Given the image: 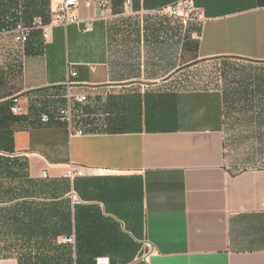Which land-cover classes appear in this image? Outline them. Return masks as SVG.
<instances>
[{
	"label": "crops",
	"instance_id": "obj_1",
	"mask_svg": "<svg viewBox=\"0 0 264 264\" xmlns=\"http://www.w3.org/2000/svg\"><path fill=\"white\" fill-rule=\"evenodd\" d=\"M172 1L92 0L87 7L79 0V23L50 27L46 42L39 29L25 45L0 38V157L18 159L8 171L0 165V264H40L38 257L55 264L72 256L56 232V201L71 206L74 197L138 242L130 264H264V167L228 165L226 113L233 111L226 92L178 85L186 55L264 71V6L205 16L186 30L155 12ZM17 4L24 23V12L26 23H49L51 0ZM192 31L202 39H192ZM250 77L243 97H258L242 112L264 114V77L255 89L257 77ZM79 95L86 100L75 101ZM68 96L72 108L115 99L112 118L124 116V129L73 126L83 133L72 134L56 114ZM13 97L23 107L18 114L9 109ZM91 105L97 116L111 117ZM44 112L47 123L40 121ZM8 133L11 153L2 141ZM74 165L82 175H71ZM109 256L95 258L111 264Z\"/></svg>",
	"mask_w": 264,
	"mask_h": 264
},
{
	"label": "trees",
	"instance_id": "obj_2",
	"mask_svg": "<svg viewBox=\"0 0 264 264\" xmlns=\"http://www.w3.org/2000/svg\"><path fill=\"white\" fill-rule=\"evenodd\" d=\"M194 2L204 9L205 16L264 6V0H194ZM17 3L18 0H0V28L16 21ZM23 20L25 23L29 20L25 12ZM9 102L11 101L9 100ZM92 110L86 107L80 110L75 105L72 108L74 127H80L87 132H109L124 129L121 126V122L124 123V116L114 119L112 117L103 118L97 116ZM6 136L7 139H2V141H4L6 151L11 153L13 151L11 135L8 133ZM17 160L16 156H2L0 157V165L8 171L16 166ZM56 216L58 220L56 232L58 235H64L65 244L63 245L71 244L73 255L58 257L55 264H95V257L100 254H109L111 264H116V262L130 264L135 259L139 249L138 242L121 234L116 223L104 218L98 207H87L80 204V201L73 202V205L70 206L69 199L57 200ZM135 233L140 237L141 228H138ZM120 238L127 239L125 246L120 245ZM118 253L121 255L114 256ZM44 259L38 257L35 258V261L40 264L47 263V260Z\"/></svg>",
	"mask_w": 264,
	"mask_h": 264
},
{
	"label": "rangeland",
	"instance_id": "obj_3",
	"mask_svg": "<svg viewBox=\"0 0 264 264\" xmlns=\"http://www.w3.org/2000/svg\"><path fill=\"white\" fill-rule=\"evenodd\" d=\"M185 62L189 64L178 81L181 89H221L226 92V108L228 111H233L226 113L225 148L228 165L235 169L264 167V123L262 124L264 114L247 115L242 112L244 104L256 103L255 97H258L257 93H250L248 101L243 97L246 95L244 93L246 89L243 88L246 79L251 78L250 76L257 77L256 83H251L255 89L259 78L264 77L263 69L256 70L258 67L255 65L238 60L202 61L191 55H186ZM107 99L99 105H94L97 101L88 100L80 106V110L92 104L91 106H96L94 108L99 112L101 107L105 108L106 114L109 113L112 117L116 101L113 98Z\"/></svg>",
	"mask_w": 264,
	"mask_h": 264
},
{
	"label": "built area",
	"instance_id": "obj_4",
	"mask_svg": "<svg viewBox=\"0 0 264 264\" xmlns=\"http://www.w3.org/2000/svg\"><path fill=\"white\" fill-rule=\"evenodd\" d=\"M53 4V9L50 14V20L48 24H44L40 19H33L29 21V23H24L21 18L17 15V19L14 23L8 24L4 27L0 28V38L3 36L11 35L14 42L19 45H25L29 42L31 38V34L34 30H40L41 37L44 42L49 40V28L50 27H63L66 28L70 24H78L79 18L77 15L80 2L79 0H51ZM92 0H85V5L87 7L90 6ZM129 3L130 0H127ZM19 9V6L16 10ZM156 13H163L169 17H173L178 19L182 25L186 28L190 24H199L204 18V11L197 8L193 2V0H176L166 5L165 7L155 10ZM92 19L86 21V25L83 28L84 31H88L92 26ZM192 39L196 41H200L202 36L200 32L192 31L190 33ZM76 74L75 71L69 69V75L74 76ZM70 96L67 97V103L62 107L58 108L56 114L57 118L65 121L72 131V134L80 135L83 133L82 129L74 130V125L72 121V105ZM75 101L83 102L86 100L85 95H79L74 97ZM10 104V112L13 114H18L23 110L22 105L19 102L17 97L11 98ZM51 120V116L49 113L44 112L40 115V121L42 123H47ZM83 174V170L78 168L77 166H73L71 175L72 176H80ZM45 175V173H44ZM73 202H78V200L74 197ZM95 264H110L109 259L107 257H97L95 258Z\"/></svg>",
	"mask_w": 264,
	"mask_h": 264
},
{
	"label": "water",
	"instance_id": "obj_5",
	"mask_svg": "<svg viewBox=\"0 0 264 264\" xmlns=\"http://www.w3.org/2000/svg\"><path fill=\"white\" fill-rule=\"evenodd\" d=\"M184 67H187V65H186V66H184Z\"/></svg>",
	"mask_w": 264,
	"mask_h": 264
}]
</instances>
